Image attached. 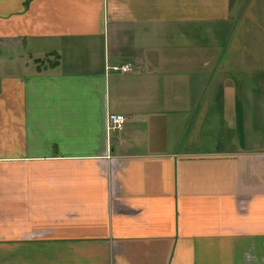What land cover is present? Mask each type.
Wrapping results in <instances>:
<instances>
[{
	"label": "crops",
	"instance_id": "obj_1",
	"mask_svg": "<svg viewBox=\"0 0 264 264\" xmlns=\"http://www.w3.org/2000/svg\"><path fill=\"white\" fill-rule=\"evenodd\" d=\"M26 45L0 264H264V0H0V49Z\"/></svg>",
	"mask_w": 264,
	"mask_h": 264
},
{
	"label": "rangeland",
	"instance_id": "obj_2",
	"mask_svg": "<svg viewBox=\"0 0 264 264\" xmlns=\"http://www.w3.org/2000/svg\"><path fill=\"white\" fill-rule=\"evenodd\" d=\"M247 39H251V37H248ZM263 52V51H262ZM42 51H31L28 47V45H26L25 47L24 46H21V47H18V49H8V50H4L3 48L0 49V61L4 62V66L3 68L1 69L2 73H5V72H15L16 74H27V73H30L34 70V65L33 67H28V68H21V60H24L25 63H28V65H31L36 62L37 60H39L41 58V60H43V56H44V53H42ZM15 58V60H17L15 62V64L13 66H11L10 62H7L6 63V60L7 58ZM34 57V58H33ZM35 58H39V59H35ZM19 64V65H18ZM32 70V71H31ZM253 81V84L255 86H262V79H252ZM256 82V83H255ZM252 97L254 98H262V101H264V93L263 92H260V93H254L252 95ZM261 129V127H260ZM260 137H261V134H260ZM260 144V143H259Z\"/></svg>",
	"mask_w": 264,
	"mask_h": 264
},
{
	"label": "built area",
	"instance_id": "obj_3",
	"mask_svg": "<svg viewBox=\"0 0 264 264\" xmlns=\"http://www.w3.org/2000/svg\"><path fill=\"white\" fill-rule=\"evenodd\" d=\"M106 71L125 73L134 70L133 64L130 61H126L118 64H106ZM126 117L120 113H107L106 114V126L109 130H118L122 127Z\"/></svg>",
	"mask_w": 264,
	"mask_h": 264
}]
</instances>
